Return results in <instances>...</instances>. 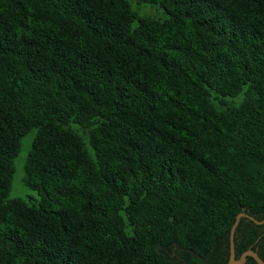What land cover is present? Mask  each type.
Wrapping results in <instances>:
<instances>
[{"label": "trees", "instance_id": "obj_1", "mask_svg": "<svg viewBox=\"0 0 264 264\" xmlns=\"http://www.w3.org/2000/svg\"><path fill=\"white\" fill-rule=\"evenodd\" d=\"M139 2L0 0V264H227L264 220V0Z\"/></svg>", "mask_w": 264, "mask_h": 264}, {"label": "rangeland", "instance_id": "obj_2", "mask_svg": "<svg viewBox=\"0 0 264 264\" xmlns=\"http://www.w3.org/2000/svg\"><path fill=\"white\" fill-rule=\"evenodd\" d=\"M130 2L132 10H134L139 16H149L156 19L165 18L163 10L158 9L155 6L143 4L139 0H128ZM35 137V130L28 133L21 142V148L18 156L14 160V175L12 179V186L9 192L10 199H22L28 203L36 201L39 196L35 191L30 190L23 184L24 177V165L31 151L32 142Z\"/></svg>", "mask_w": 264, "mask_h": 264}, {"label": "water", "instance_id": "obj_3", "mask_svg": "<svg viewBox=\"0 0 264 264\" xmlns=\"http://www.w3.org/2000/svg\"><path fill=\"white\" fill-rule=\"evenodd\" d=\"M242 217H246V218L254 221L256 224H260V223L264 222V220L261 222L256 221L252 216H249L248 214H246L244 212L237 215V217L234 221V224L231 228V231H230V255H229V259H228L227 264H243L246 261L247 257L253 258L257 264H264L262 259L258 256V254L252 250H248V251L244 252L238 259L235 257L234 239H233L234 238V232H235V230L238 226V223Z\"/></svg>", "mask_w": 264, "mask_h": 264}, {"label": "flooded vegetation", "instance_id": "obj_4", "mask_svg": "<svg viewBox=\"0 0 264 264\" xmlns=\"http://www.w3.org/2000/svg\"><path fill=\"white\" fill-rule=\"evenodd\" d=\"M241 256V255H240Z\"/></svg>", "mask_w": 264, "mask_h": 264}]
</instances>
